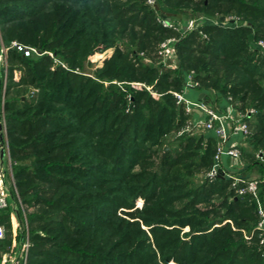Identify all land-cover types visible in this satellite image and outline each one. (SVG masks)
Masks as SVG:
<instances>
[{"label":"trees","instance_id":"1","mask_svg":"<svg viewBox=\"0 0 264 264\" xmlns=\"http://www.w3.org/2000/svg\"><path fill=\"white\" fill-rule=\"evenodd\" d=\"M208 13L249 26L177 32L157 19ZM172 34L176 68L139 55ZM0 37L43 52H7L5 209L26 223V264H264L254 200L199 177L216 141L177 135L189 116L172 94L194 70L199 90L254 108L242 156L264 175V51L251 45L264 38V0H0ZM110 48L92 68L89 57Z\"/></svg>","mask_w":264,"mask_h":264},{"label":"built area","instance_id":"2","mask_svg":"<svg viewBox=\"0 0 264 264\" xmlns=\"http://www.w3.org/2000/svg\"><path fill=\"white\" fill-rule=\"evenodd\" d=\"M147 4L154 6L156 0H147ZM158 22L165 28H170L180 32L183 30H192L197 28L196 18L188 20L187 23L177 24L171 19L158 17ZM178 38L174 36L163 39L155 52L159 62L169 69L178 66L177 47ZM259 50L264 51V40H259L256 44ZM15 48L21 51L25 56L30 54L42 55L39 50L22 45L16 41L4 43L0 37V65L4 70H0V132L4 134V102H5V82L7 73V52L9 49ZM147 58L145 57V60ZM146 61H149L148 59ZM59 62V61H57ZM200 83L195 77V71L189 70L184 75L182 88L179 91H172L176 103L182 106L185 114L189 116L184 127L177 133L180 135L184 132L199 133L201 130L212 131L216 136L215 153L213 163L204 173L203 178L212 181L218 176L230 181V188L238 195H249L256 204L257 223L254 230L259 232V244L264 245V202L260 196V190L264 184V175L259 177H248L242 173L241 161L242 152L238 145L232 144L233 136L240 135L246 138L250 133V127L247 116L252 115L254 108H246L241 110L238 108V102L233 101L230 96L225 98L227 105L224 110H218V102L214 94L210 96L207 92L199 90ZM149 89V88H147ZM196 90L200 95L205 94L204 98L197 97L195 99L188 98L187 94ZM256 159L264 164V156L262 153L255 152ZM224 159H230L235 162V167H226L223 163ZM240 163V164H238ZM10 168V161H9ZM3 173L0 171V210L5 209L9 202L5 188L2 184ZM247 236V235H246ZM248 238L250 235L247 236ZM4 239V229L0 224V264H26L27 253L30 247L28 234L24 236L17 252L10 250H2L1 242Z\"/></svg>","mask_w":264,"mask_h":264},{"label":"rangeland","instance_id":"3","mask_svg":"<svg viewBox=\"0 0 264 264\" xmlns=\"http://www.w3.org/2000/svg\"><path fill=\"white\" fill-rule=\"evenodd\" d=\"M208 14L207 15L197 14L196 16H193V17L192 16L185 15V17L183 18V21L181 23L179 22V24H183L184 21H185V23H187L188 20H190L192 18H196V20H197V27L200 26L203 23L213 24V25H216V26H222L224 28H235V27H238V26H249V23H248L247 19L244 18L243 16L237 15L236 13H229L228 15H226V18L223 17V20H221L220 18H218V15H216V14H211V13H208ZM219 20H221V21H219ZM173 22H175V21H173ZM171 36H174L176 38L178 37L176 34H172ZM203 36H205V35H203ZM259 40H264V38L254 39L251 42L252 43L251 45H252L253 48H257L258 49V47L256 46V44H257V42ZM161 41L162 40H160L157 43V45L155 46V49H154L153 52H149V51L147 52L148 55H147V53L145 51H140L139 52V55L142 57V59L144 61H146L148 59L149 61H146V62H148L150 64L151 63L152 64H156L157 62H159V59L156 57L155 52H156V49H157V47H158V45H159V43ZM112 51H113V49L110 48V49H107L106 51H104L102 53H96V54L90 56L89 57V60H90V62L92 64V68L100 67L102 65V61L106 57H108L112 53ZM47 54H49L50 56L53 57L52 53L49 52ZM145 57L147 58L146 60H145ZM57 61H58V59L55 58L54 59V62H57ZM7 66H8V64L6 65V68H7ZM0 70H4V68L1 65H0ZM21 73H22V70L21 69L14 70V74H15L16 77H18L19 75H21ZM135 84H141V83H135ZM146 88H150V86H146ZM207 93L210 94V96H212V93L213 92H208L207 91ZM195 98H197V97H195ZM218 100L220 101V99H218ZM177 105H179V104H177ZM218 108H219L218 110H222V107H220L219 105H218ZM200 132L201 131H199V133ZM174 136H175L174 134L173 135H168L166 137V142L169 144L172 141V139L174 138ZM247 148H248L247 150L250 151V149H249L248 146H247ZM8 171H9V174H10V168H8ZM203 173H201L199 177L203 178ZM246 176L250 177L249 175H246ZM7 178L9 180H7L6 189L5 190H6V193H7V197L9 198V191H8V189L12 185V179L10 180L11 177L9 175H8ZM142 204H143V200L142 199H138L137 202H136V206L141 207ZM10 205L12 206V208H16V205L14 203H10ZM29 211H31V209H29ZM7 215H8V217H6ZM2 216L5 219V221H4L5 223H1V225L3 226V229H4V238L7 239V237L8 238L11 237V243L9 245L3 244V245H5L4 246L5 247L4 249L2 247L3 245L1 244L2 245L1 248H2V250H7V249L10 250V248H12V246H10V245H13L12 244L13 243V239L15 238V236H16V234H17V232H18L19 229L24 231L23 232L24 236H26L28 234V232H27V226H26V223L25 222L23 224L22 223H19L18 219L16 218L15 213L14 212H8L7 209H4L2 211ZM23 220H25V218H23ZM185 230H187V228H185Z\"/></svg>","mask_w":264,"mask_h":264},{"label":"crops","instance_id":"4","mask_svg":"<svg viewBox=\"0 0 264 264\" xmlns=\"http://www.w3.org/2000/svg\"><path fill=\"white\" fill-rule=\"evenodd\" d=\"M188 98L190 99H194L195 97H200V95L197 93L196 90H192L190 91L188 94H187ZM216 96V95H215ZM217 98V102L219 104L220 107H222V110L225 109V106L227 105L226 101H225V98L218 95ZM220 99V101L218 100ZM200 133H203L206 137H212L215 139V141L217 140L216 139V136L214 135V133L212 131H205V130H201ZM232 144H235V145H238V147L241 149V152L247 148V142H246V138H242L240 135H236V136H233L232 138ZM0 149H1V141H0ZM223 163L226 167L230 168V167H235V162L230 160V159H224L223 160ZM240 164V163H238ZM242 166V173L244 175H249L250 177H259L261 176V173H260V170L259 168H257L256 166H253V167H250L248 168V165H249V159H243V156H242V161H241V164ZM9 166V156L7 154V152L5 151V155L3 157V159H1V156H0V171L3 173V178L1 179L2 180V184H3V187L6 189V183H7V180H9L7 177L8 175L10 176L9 174V171H8V167ZM11 180V178H10ZM261 190H262V194L264 196V184L262 185L261 187ZM263 202H264V198H262Z\"/></svg>","mask_w":264,"mask_h":264},{"label":"water","instance_id":"5","mask_svg":"<svg viewBox=\"0 0 264 264\" xmlns=\"http://www.w3.org/2000/svg\"><path fill=\"white\" fill-rule=\"evenodd\" d=\"M156 9H158V6L156 5ZM171 17V14H167V19L169 20ZM200 97L201 98H204L205 97V94L204 93H201L200 94ZM0 141H1V149H0V156H1V159H3L4 155H5V149H4V145H3V135H2V132H0ZM167 147L165 146V149Z\"/></svg>","mask_w":264,"mask_h":264}]
</instances>
